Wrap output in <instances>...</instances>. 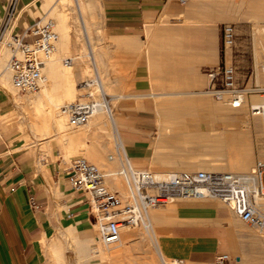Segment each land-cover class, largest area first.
<instances>
[{"label":"crops","instance_id":"crops-1","mask_svg":"<svg viewBox=\"0 0 264 264\" xmlns=\"http://www.w3.org/2000/svg\"><path fill=\"white\" fill-rule=\"evenodd\" d=\"M10 1L0 0V26ZM262 6V0H188L185 5L178 0H97L99 22L92 42L98 49H92L90 39L85 44L94 77L108 95L112 125L135 167L166 173L240 171L252 165L263 146V126L251 113V98L264 97V67L254 56V23L249 19L261 24ZM15 7L18 33L45 13L43 0H16ZM224 24L236 27V44L226 60L236 69L238 86L258 90L248 95V114L230 111L206 93L204 71L222 61ZM83 30L87 36L84 22ZM64 45L61 51L70 53L73 48ZM5 100L0 94V118L8 112ZM95 151L94 160L103 161L105 155ZM70 161L58 148L38 157L20 140L1 135L0 264H49L54 243L60 244L57 251L63 248L68 264V234L80 246L74 264H85L77 256L87 254L85 245L95 228L85 193L69 184ZM177 205L176 216L157 222L167 255L193 264L213 263L219 246L214 249V235L206 225L215 220L225 224L224 208L215 199ZM140 238L135 237L148 244Z\"/></svg>","mask_w":264,"mask_h":264},{"label":"built area","instance_id":"built-area-1","mask_svg":"<svg viewBox=\"0 0 264 264\" xmlns=\"http://www.w3.org/2000/svg\"><path fill=\"white\" fill-rule=\"evenodd\" d=\"M15 1L11 0L6 9L0 26V43L4 42L10 51L6 70L14 89L33 94L39 92L44 83L43 70L58 50L60 35L56 22L47 16L40 17L22 33L16 32L20 15ZM178 1L185 5L188 0ZM235 44V25L224 24L221 29L222 61L204 72L209 79L206 93L228 106L240 108L248 95L258 90L238 86L236 69L226 60ZM72 63L71 57L63 60L65 67ZM83 85L90 84L84 81ZM262 91L264 93V88ZM102 105L103 101L87 92L84 99L62 105L60 114L70 127L78 128L87 124ZM250 109L252 115L264 116V104ZM115 128L114 143L122 163L120 174L126 185L125 196L111 188L106 174L86 158L73 159L69 166V184L86 195L97 231L96 240L106 246L116 244L121 239L123 225L148 227L150 210L178 200H218L235 216L264 233V159H257L251 171L243 174L207 170L155 173L134 166L126 154L119 130ZM31 205L34 210L39 208L34 198ZM228 261L229 256L224 254L217 256L215 263L226 264Z\"/></svg>","mask_w":264,"mask_h":264},{"label":"rangeland","instance_id":"rangeland-1","mask_svg":"<svg viewBox=\"0 0 264 264\" xmlns=\"http://www.w3.org/2000/svg\"><path fill=\"white\" fill-rule=\"evenodd\" d=\"M43 1H45V0H43ZM55 3H56L55 0H51L48 4L45 3V8H44L45 13L41 16V17H45V15H46L47 17L52 18L56 22L57 29H58V32L60 35V40L58 43V49L60 52H58V50H57V52L54 54V56L47 61V63H46L47 68L53 63L57 73H67V72L72 71L73 68L65 67L63 64V59L67 58V57H79L80 59L85 60L86 64H88V65L84 64V67L86 69H85V72L83 73L82 77H80L79 79L71 78V80L73 81V82L71 81L72 82L71 83V89H72L71 95H66L65 90H64V86L67 87V85H70L69 83H67L68 80H66V79L64 80L62 77H58L54 81V83L51 85V88L49 90L50 93L48 92V96L44 97V103L41 105L40 108L38 107L39 109L33 108L31 106V104L28 102V98L37 95L38 92L33 93V94H28L26 96V94L19 92L15 89L14 94H16L18 97L22 98L21 99L22 104L17 106L15 104H13L12 100L10 99V96H8L7 93L4 92L0 87V94L6 99L4 104L6 105V109H8V112L5 113L7 116V118L5 119L6 122L1 125L0 133H1V135H3L2 137L5 140L6 139L20 140L21 142H23L25 144V147L34 149L36 151L38 157L49 154L52 149L54 150V149L58 148L64 154V156H66L67 158L69 157V158H71V160H73V159H76L79 157H84L89 162L97 165L101 169L102 172H106L104 170V168H102V166L99 165V163L96 160H94V158H93L96 155V151H95L96 149H93L91 146L94 145L96 147H100V143L96 138L97 136L94 135V138L88 136V133H87L88 125L87 124L82 125L78 128L70 127L67 123V120L60 114V107L62 105L69 103V102L82 100L85 98V96H83V95L88 92V89L87 88H83L81 90H78V89L82 88V84L85 80L94 79L95 77H94L93 66H92V64L90 62V58L88 56V50H87L86 44H84V47L80 50V52L65 53L64 54L61 51L62 46L64 45V41H62V35H61L62 25L60 24V22L57 19V17H58L57 9L54 8ZM262 3H264V0H262ZM249 20L252 23H254V28H253V30H254V56H255L257 65L260 66L261 68H263L264 67V20L262 21L261 24H258L257 20H254L253 18H250ZM97 33H100V32L98 31ZM94 35H95V31H94ZM90 40L92 42V38ZM259 41H261V44ZM96 44H98V43H95V40H93L92 49H94V50L98 49V46ZM252 56L253 55L251 53V57ZM9 57H10V51L7 48V46L5 44H2V45L0 44V59H2V62H3L2 65L0 66V74L3 73V71H5V69H6L5 67H6V64H7ZM74 65H76V62L74 63ZM74 65H73V67H75ZM98 69L100 71V74L103 75V73L101 72L102 69L100 67V64H98ZM43 73L46 76V69L43 70ZM102 80H104L103 84H104V88H105L106 92L109 93L108 85L106 86V84H105V81L107 82L108 80L104 79V78ZM93 90H95V92H96L94 94V96L98 100H100V95L98 93L97 87H93ZM40 91H42V89ZM106 97H108V95H106ZM254 97L255 96H252L251 99L253 100ZM23 101L25 104L23 103ZM51 102H53V104ZM218 102L220 105L230 109V111H233V112H239L242 110H244L246 114H248V112H249L247 103H245L240 108H233L231 106L226 105L224 102H220V101H218ZM252 104L254 106H256L254 101L252 102ZM46 105H48V106H46ZM46 109H49L51 114H54V116L57 115V117L61 119V127L60 128H57V127L54 128V126H55V125L53 126L54 121H52L53 119L51 117V114L49 112H47ZM39 113H40V115H39ZM105 115H106V120L104 123L105 129L103 131L107 135H109V137H107V138L110 141V143H112V146H114L113 145L114 133L112 132L113 127H112V124H111L107 114H105ZM41 116H43V117H41ZM44 117H46L45 121H44ZM263 117L264 116L254 115V118L259 120L261 122V124L263 123ZM62 121H63V124H62ZM34 126L36 129L35 132L33 130ZM38 126H40L41 129ZM262 126L264 127V124H262ZM66 128H68V130ZM84 129L86 130V133H84L85 132ZM38 131L41 133H39ZM64 132L65 133L67 132L66 133L67 135ZM74 134L76 136H74ZM80 134H82V136H80ZM262 138H263V146L260 147L259 150L256 152V155L254 156V159H253V163L248 168V170L245 169V170L238 171V170H233V169H230V170L220 169V171L240 173V174L250 172L251 169L254 167V164H255L257 159H259V158L264 159V128H263V132H262ZM43 139H44V141H43ZM69 140H71V141H69ZM33 142H34V144L36 143V145H33ZM97 143H98V146H97ZM76 146L78 147L77 149H76ZM136 168L142 169L141 167H139L137 165H136ZM192 171H197V170H192ZM207 171H214V170H207ZM263 180H264V177H263ZM118 181H120V183L118 182L119 184L117 183V185H115V186H119L120 190H118L119 188L117 189L113 184H110V182L108 183V185L112 186L113 189L118 190L121 195L125 196L126 195L125 182L121 176H120V179H118ZM122 190H124V191L122 192ZM178 201L194 202L195 200H178ZM217 202L225 210V215H226L225 222L226 223L222 224V222L215 220V221L210 222L208 225H206V227H209V229H211L213 232L214 249H217V246H219L218 256L224 255V254L228 255L229 261L226 262V264H264V248H263L264 246H262L264 244H258L260 234H259V232H257V229L253 228L250 224H248L246 222H245L246 224H244L243 226L237 225L234 221V219H235L234 216L232 214H230L232 212H229V209L227 207H225L220 201L217 200ZM177 203H175V204H177ZM175 204L174 203L168 204L167 207L174 206ZM161 208L162 207H160V208L157 207V208L152 209L150 211V214L152 215L153 213L160 210ZM155 226L157 229L158 223L155 224ZM237 226H239V227H237ZM243 227L245 228V230L242 229ZM135 229H136V231H135ZM125 230L123 229V232H121L122 237L132 234V237H134L133 239H135V237L138 236L137 234H139V237L143 236L145 239H148V242H149L148 235L145 232V229L143 227H138V228L128 227V228H125ZM249 230H252V231H249ZM133 231L136 232V235L134 234L135 232H133ZM139 231L141 233H139ZM142 231H144V232H142ZM255 233H256V236H255ZM96 234H97V231L95 229L90 235L91 243L88 242L85 245V250H86L87 254L83 258L80 255L77 256V261L79 263L84 261L85 264H109L110 262H111L110 264H121L120 262L119 263L115 262L112 258H108V257L103 256V254H101L102 257L100 255L95 254L94 248H92L91 246L96 245V242H94ZM141 234H142V236H141ZM251 234H253V235H251ZM253 239H255V240H253ZM74 240L75 239H73V237H71V235L68 234V237L66 238V241H67L66 249L68 252H70L68 264H74L75 263L76 260L74 259L73 255L75 252L79 251L80 246L78 245L77 248L74 247V246H77L76 245L77 242ZM263 240H264V238H263ZM118 245H119V242H118V244L116 243V244L112 245V248H113V246H118ZM261 246H262V248H260ZM118 248H120V247H118ZM258 248L261 252L258 251ZM146 249H148L149 251H152V252H150V254L148 253L150 256L149 259L147 258L148 259L147 261H149L148 264H161L154 248L152 247L151 242L148 243V245H146ZM60 250L61 251H59L58 254L57 253L56 254L50 253L48 255V263L49 264H54V263L63 264L64 263L62 260L63 258H62V254H61L63 252V248L61 247ZM254 250H255V252H254ZM128 252H129L128 253L129 258L131 257V258L137 259L136 262L128 260L130 262V264H140V263L141 264H147L146 261H144L142 259L144 257H142V255H140V254H137L139 252L136 253L132 248L129 249ZM134 253H135V255H134ZM59 255H61V256H59ZM90 256H92V257H90ZM55 257L56 258L58 257V258L56 259ZM170 258L172 260L173 259L174 260H180L179 258H173V257H170ZM181 260H184V259H181ZM171 264H193V263H190V262L184 260V263H171ZM210 264H216V263L214 261L213 263H210Z\"/></svg>","mask_w":264,"mask_h":264},{"label":"bare ground","instance_id":"bare-ground-1","mask_svg":"<svg viewBox=\"0 0 264 264\" xmlns=\"http://www.w3.org/2000/svg\"><path fill=\"white\" fill-rule=\"evenodd\" d=\"M51 0H45L44 2L46 4H48ZM55 6L54 8L57 9V12H58V21L60 22V24L62 25V30H61V35H62V41H64V44H66L67 46H70L71 48H73L71 50L70 53H75V52H80V50L84 47V44L86 42V39H91L92 38V34H93V29L95 27V25L99 22L98 20V17H97V11H98V8H97V0H55ZM96 2V3H95ZM235 2V1H234ZM248 2V1H247ZM41 3V2H40ZM238 4V3H237ZM251 8V7H250ZM249 8V10H251ZM254 8V7H253ZM245 10V9H244ZM260 12V11H259ZM262 12V13H261ZM261 15L259 16L260 18L264 19V6H262L261 8ZM252 13V12H251ZM257 14V13H255ZM235 15V14H234ZM258 15V14H257ZM46 16V15H45ZM253 16V15H252ZM83 22L85 24V28H86V34L87 36H85L84 34V30H83ZM262 39V38H261ZM263 41V40H262ZM260 44H261V41H259ZM1 45L4 44V42H1L0 43ZM65 46V45H64ZM2 54V53H1ZM79 54V53H78ZM76 55V54H75ZM3 56V55H2ZM77 56V55H76ZM4 57V56H3ZM73 58V63L72 65L70 66V68H73L72 71L70 72H67V73H57L56 70H55V66L54 64L50 63L51 65L48 67V69L46 68V76L44 75L45 77V80H44V83L42 84L41 86V89L42 91H39L37 95L35 96H32L30 98H28V102L31 104V106L35 109H39L41 107V105L44 103V97L48 96V92L51 88V85L54 83V81L58 78V77H62L64 80H68L67 83H69L70 85H67L64 86V90H65V94L66 95H71L72 94V89H71V83L73 82L71 80V78L73 79H79L80 77H82L83 73L85 72V67H84V64H86V61L85 60H82L80 59L79 57H71ZM258 58V57H257ZM76 60V61H75ZM51 61V60H50ZM76 62V65H74V63ZM2 59H0V66L2 65ZM47 63V62H46ZM49 65V64H48ZM73 65L75 67H73ZM88 65V64H86ZM85 65V66H86ZM6 68V67H5ZM72 81V82H71ZM87 81L90 85L85 87L83 84H82V88H79L78 90H81L83 88H87L88 89V93H92L93 95L96 93L95 90H93V87H97V90H98V93L100 95V101H103L104 102V105H102L101 107L98 108L96 114L90 119V121L87 123L88 125V129H87V133H88V136L94 138V135H96L95 137L97 138V140L99 141L100 143V151L99 149L95 148L96 150L99 151V155L102 154V155H105L104 156V159L103 161H97L99 163V165L102 166V168H104V170L106 172H104L107 176V179H108V183L110 182V184H113L114 186L117 185V183L120 181H118V179H120V171H121V166H122V163H121V160H120V157H119V154L116 150V147H115V143H113L114 146H112V143H110V141L108 140L107 137H109V135H107L103 130L105 129L104 127V123H105V120H106V115L108 116L111 124H112V121L109 117V101L106 97V93L103 89V86L101 85L100 81L95 77L94 79H87L85 80ZM66 82V81H65ZM77 82V81H76ZM90 82H93V83H90ZM82 83V82H81ZM0 87L1 89L7 93L8 96H10V99L12 100L13 104L19 106L22 104V101L20 97H18L16 94H14V87L12 85V82H11V76L9 74V72L5 69V71H3V73L0 74ZM40 89V90H41ZM80 92V91H79ZM50 93V92H49ZM62 94V93H61ZM28 94H26L27 96ZM52 95V94H51ZM31 96V95H30ZM85 96V94L83 95ZM26 98V97H25ZM68 99V98H67ZM24 100V99H23ZM66 101V100H65ZM254 103L256 105H260V104H264V97L263 96H255L254 99H253ZM26 102V101H25ZM24 103V101H23ZM53 104V102H51ZM61 103V102H60ZM63 103V102H62ZM25 104V103H24ZM45 105V104H44ZM48 106V105H46ZM22 107V106H21ZM37 107V108H36ZM39 107V108H38ZM48 108V107H47ZM53 108V107H52ZM51 108V109H52ZM47 112L50 113L49 109H46ZM230 110V109H229ZM232 110V109H231ZM38 111V110H37ZM59 111V110H58ZM39 112V111H38ZM41 112V111H40ZM43 114V113H42ZM51 114V113H50ZM56 114V113H55ZM40 115V113H39ZM43 117V116H41ZM51 117H52V121H54L53 123V126L54 128L57 127V128H60L61 127V119L56 116H54V114H51ZM60 117V116H59ZM7 116L6 114H3L0 118V127L3 123L6 122V119ZM45 118L44 117V121H45ZM35 120V119H34ZM39 120V119H38ZM47 122V121H46ZM39 123V122H38ZM48 123V122H47ZM62 124H63V121H62ZM264 124V117H263V123ZM39 125V124H38ZM86 125V124H85ZM40 128V126H38ZM113 127V133L115 131V127L112 125ZM86 128V127H85ZM264 128V127H263ZM33 129V128H32ZM41 129V128H40ZM68 130V128H66ZM34 132H35V126H34ZM59 130V129H58ZM85 130V129H84ZM66 131V130H65ZM39 132V131H38ZM41 133V132H39ZM63 133V132H62ZM61 133V134H62ZM65 133V132H64ZM67 133V132H66ZM65 133V134H66ZM69 133V132H68ZM86 133V130L85 132ZM1 134V133H0ZM59 134V133H58ZM67 135V134H66ZM3 136V135H2ZM74 136H76L74 134ZM79 136V135H78ZM80 136H82V134H80ZM38 137V136H37ZM41 137V136H40ZM49 138V137H48ZM52 138V137H51ZM63 138V137H62ZM75 138V137H74ZM95 138V139H96ZM245 138V137H244ZM69 139V138H68ZM46 140V139H45ZM74 140V139H73ZM80 140V139H79ZM28 141V140H27ZM44 141V139H43ZM71 141V140H69ZM92 141V140H91ZM90 141V142H91ZM73 142V141H72ZM76 142V141H75ZM28 144V143H27ZM41 144V143H40ZM250 144V143H249ZM33 145H36V143L34 144L33 142ZM31 146V145H30ZM94 146V145H92ZM97 146H98V143H97ZM245 147V146H243ZM242 149V148H241ZM248 149V147H247ZM19 150V149H17ZM16 151V150H15ZM25 151V150H24ZM241 152V150H240ZM248 152V151H247ZM249 152H251V150H249ZM240 154V153H239ZM241 155V154H240ZM239 155V156H240ZM251 155V154H250ZM253 155V153H252ZM251 155V156H252ZM238 156V157H239ZM246 156V155H245ZM263 156V155H262ZM96 157V156H95ZM98 157V156H97ZM249 157V155L247 156ZM100 158V157H99ZM97 160V159H96ZM99 160V159H98ZM239 160V159H238ZM248 161V159H246ZM241 161V160H240ZM235 162V161H234ZM238 162V161H236ZM243 163V162H242ZM249 164V163H248ZM245 165V164H244ZM247 165V164H246ZM221 166V165H220ZM234 166V165H233ZM237 166V165H236ZM240 167V165H239ZM246 167V166H245ZM250 167V166H249ZM207 168V167H206ZM211 168V167H210ZM247 168V167H246ZM240 169V168H239ZM248 170V169H247ZM152 171V170H151ZM161 173V172H160ZM122 177V176H121ZM118 183V184H119ZM112 188V186H110ZM117 189L119 188V186H115ZM121 187V186H120ZM120 190V188L118 189ZM124 190H122L123 192ZM179 201H176L174 202L177 203ZM173 204V203H171ZM178 204V203H177ZM175 204L174 206H171V207H167L168 205L166 206H160L162 207L160 210L156 211L155 213H153L152 215L149 213V221H150V225L148 227H144L145 229V232L147 233L148 235V238H149V242H151L152 244V247L154 248L158 258H159V261L161 262V264H171V263H184V260H172L166 253L164 247H163V244H162V241L160 239V235L156 229V226L155 224H157L158 220L159 219H166V220H169L171 219L174 215H175V212H177V209H178V205ZM159 207V208H160ZM157 208V207H156ZM216 208V207H215ZM151 211V210H150ZM229 212L230 209H229ZM234 216V221L237 225L239 226H243L244 224H246L244 221H242L240 218H238L237 216H235L233 213H230ZM176 216V215H175ZM178 218V217H177ZM226 220V219H225ZM174 221V220H173ZM218 221H222V220H218ZM237 226V227H239ZM129 226L127 225H123L121 227V232H123V229L125 230V228H128ZM245 227V226H244ZM242 228L245 230V228ZM138 228V227H136ZM248 228V227H247ZM254 228V227H253ZM64 229V228H63ZM236 229V228H235ZM241 229V230H242ZM139 230V229H138ZM141 230V229H140ZM126 231V230H125ZM136 231V229H135ZM133 231V232H135ZM227 231V230H226ZM237 231V230H236ZM239 231V230H238ZM249 231H252V230H249ZM255 231V230H254ZM144 232V231H142ZM256 232V231H255ZM260 234V238L258 240V244H264V233L262 231H258ZM139 233H141L139 231ZM67 234V233H65ZM122 234V233H121ZM136 235V232L134 233ZM133 234V235H134ZM236 234V233H235ZM241 234V233H240ZM70 235V234H69ZM131 235V236H130ZM130 235H126L124 237L121 236V239L119 241V245L118 246H113L112 248V245L111 246H106L104 245L103 243H101L100 241L96 240L94 242H96V245H92L91 247L94 248V252L96 255H100L103 254V256L105 257H108V258H112L115 262H120L121 264H130V261H133V262H136L137 259L135 258H129L128 257V251L129 249H133L137 254H140L142 255V258L144 261H146V263L148 264L149 261H147L150 256V252L152 251H149L148 249H146V246L145 245H148L146 242L148 241V239H144V240H147L146 244H142L141 243V238L139 237V234H137L140 239L139 240H135L133 239L132 237V234ZM253 235V234H251ZM258 235V234H257ZM142 236V234H141ZM243 236V235H242ZM248 236V235H247ZM255 236H256V233H255ZM132 237V238H130ZM143 237V236H142ZM252 237V236H251ZM254 237V236H253ZM255 238V237H254ZM262 238V239H261ZM252 239V238H251ZM258 239V238H257ZM261 239V240H260ZM82 240V239H81ZM143 240V241H144ZM255 240V239H253ZM75 241V240H74ZM79 242V241H78ZM89 243H91V241L89 240L88 241ZM87 242V243H88ZM256 243V242H255ZM60 247V244L58 243H54L53 244V249H52V253H59L60 248H59V251H57V246ZM76 244V243H75ZM118 244V243H117ZM257 244V243H256ZM257 244V245H258ZM77 246H74V247H78V244H76ZM114 245V244H113ZM50 246V245H48ZM260 246V245H259ZM264 246V245H262ZM262 246L260 248H262ZM120 247V248H118ZM75 248V249H76ZM254 248V247H253ZM257 248V247H256ZM264 248V247H263ZM253 250V249H252ZM258 251L259 248H258ZM78 252V251H77ZM255 252V250H254ZM261 252V251H260ZM61 253V252H60ZM63 253V252H62ZM61 253V254H62ZM79 253V252H78ZM149 253V254H148ZM132 254V253H131ZM130 255V254H129ZM133 255V254H132ZM135 255V253H134ZM253 255V254H252ZM55 256V255H54ZM61 256V255H59ZM63 257V255H62ZM92 257V256H90ZM102 257V256H101ZM141 257V256H140ZM56 258V257H55ZM58 258V257H57ZM56 258V259H57ZM148 258V259H147ZM60 259V258H59ZM107 259V258H106ZM111 259V260H112ZM252 259V258H251ZM250 259V260H251ZM63 260V259H62ZM110 260V261H111ZM141 260V259H140ZM139 260V261H140ZM152 260V259H151ZM150 260V261H151ZM65 261V260H64ZM155 261V260H154ZM253 261V260H252ZM58 263V262H57ZM111 263V262H110ZM109 263V264H110ZM139 263V262H138ZM56 264V263H54ZM60 264V263H59ZM64 264V263H63ZM141 264V263H140Z\"/></svg>","mask_w":264,"mask_h":264}]
</instances>
